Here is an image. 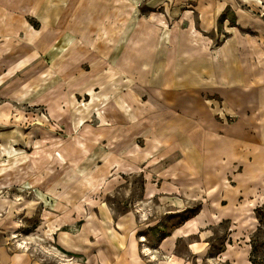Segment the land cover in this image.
<instances>
[{
  "label": "rangeland",
  "instance_id": "obj_1",
  "mask_svg": "<svg viewBox=\"0 0 264 264\" xmlns=\"http://www.w3.org/2000/svg\"><path fill=\"white\" fill-rule=\"evenodd\" d=\"M239 14L264 26L239 0H0V264H60L44 246L73 264H264V32ZM136 28L195 44L185 78L163 77L178 58L161 44L134 54L138 83L106 78L108 44Z\"/></svg>",
  "mask_w": 264,
  "mask_h": 264
},
{
  "label": "crops",
  "instance_id": "obj_2",
  "mask_svg": "<svg viewBox=\"0 0 264 264\" xmlns=\"http://www.w3.org/2000/svg\"><path fill=\"white\" fill-rule=\"evenodd\" d=\"M249 5H251V4H249ZM239 15L243 19V24L245 26V29L256 28V26L258 27V25H259L258 28L261 29V32H264V26H261L260 23H258V21H256V19L252 15H249V14H239ZM252 25H254V27H252ZM135 31H136V29L133 32H135ZM203 31H207V30L205 29ZM182 33H184V30H182ZM131 36H133V35H131ZM247 40L248 39L239 38L237 40V44L238 43H245ZM157 44L158 45L161 44L164 47L170 45V46L176 48L174 50V56L173 57H174V59L178 58V64H177L178 68H176V71L175 72H172L171 71L172 68L170 67L171 68L170 70H167V71L164 70V72H163L164 73V76L163 77L166 80L169 79V78H174V79H176V78H179V79L185 78V76H182L181 77V75L179 74V72H180L182 66H183L184 69H186V56H185V53H186V50H187L186 48H187V46H189V47H196V46H193L195 44H188L185 37H183V39H181V38L180 39H173V40H171V42H167L166 40H155V39L141 40V38H140L139 39V42L134 47L133 46L132 47L130 46V45H132L130 39H128L127 42H125L124 44H122V42H121L120 47H118V45H117V40H114V45H112L111 43L108 44V49L109 50L107 49V51L110 54L109 57L111 58L112 56H114L115 59L113 61V66L111 67L112 69L109 70V71H106V72H109V74H108V76H106V78L114 79V80H116V82L120 78H122V79H130L131 78L132 80L130 79L129 80V83H131V84H135V82L138 83V79L140 77H138V75L135 73V72H137L135 70V63L136 62L132 60L133 59V56L135 54L137 56L136 59H138L139 55L143 56L144 53L146 55H148V54H150V51L151 50H146V49H149L150 46H152V47H158ZM117 47L120 48V49L118 50ZM128 47H130L129 53H127V48ZM139 47H142V48L143 47H146V49L141 50V48H139ZM124 57H126L127 60H125V61L122 60V58H124ZM105 61H107V59ZM120 61H121V63H123L125 65V68L124 69H122L120 66H118V62L120 63ZM221 61L224 64L227 63L226 60H221ZM108 64H110V63H108ZM247 69H250V68H247ZM255 69L256 70H260L262 68H260L259 66H257ZM228 70H229L228 67L227 66H224V70H223V77L224 78L225 77L227 78L230 75V72ZM210 76L211 77H214L213 74H211ZM185 87H186V82L184 81V82H182V83L179 84V88L177 89L176 92H178V94H180L181 91L185 90L184 89ZM134 92L135 91H133L132 93H134ZM110 250H111V248L110 249H107V251H104L101 255L110 254L111 253ZM86 251L87 250H84V255H86ZM122 253L123 252H119L120 255H122ZM133 253H131V254H133ZM1 261H2V264H26V261H22L21 262L20 260L17 259V257L11 256V255H9L7 259L1 260ZM126 262L127 263H121V264H135L134 262H131L130 259H126ZM34 264H42V263L36 262ZM115 264H117V263H115Z\"/></svg>",
  "mask_w": 264,
  "mask_h": 264
},
{
  "label": "bare ground",
  "instance_id": "obj_3",
  "mask_svg": "<svg viewBox=\"0 0 264 264\" xmlns=\"http://www.w3.org/2000/svg\"><path fill=\"white\" fill-rule=\"evenodd\" d=\"M241 2H243L244 4H251V5H254V6H260L261 4L263 5L264 3L262 2V0H240ZM141 30L142 29H137L136 28V31L134 32V34H132L133 36H131V44L130 45L131 47L135 46L138 42H139V39H140V33H141ZM129 50H130V47L127 48V53H129ZM125 58V59H124ZM122 58V60H127L126 57ZM27 62V61H25ZM118 66H120L122 69L125 68V65L123 63H120L118 62ZM22 67V66H21ZM1 84V82H0ZM248 96H250L251 94H247ZM28 205H31V208L29 209V213H28V218H33L35 216V213L38 211L37 210V206L34 204V203H27ZM23 209L27 210L28 207L26 205H23ZM22 211L19 210V213L21 214ZM25 214L26 212H22V214ZM18 228L19 227H22V225L20 224V222H16L15 224ZM11 238L15 239V238H18L20 237L19 235V232H13L11 235H10ZM17 247L20 249V250H24V251H28L30 250L28 248V243L24 242V241H17ZM145 249V253H148L149 255H151L152 257L154 256L151 252V249L148 248V246L145 245L144 247ZM42 251L45 253V254H50V256L56 258L58 260V262L60 264H73L65 255L57 252L56 250H53V249H50L48 247H43Z\"/></svg>",
  "mask_w": 264,
  "mask_h": 264
},
{
  "label": "trees",
  "instance_id": "obj_4",
  "mask_svg": "<svg viewBox=\"0 0 264 264\" xmlns=\"http://www.w3.org/2000/svg\"><path fill=\"white\" fill-rule=\"evenodd\" d=\"M260 222H261V224H263V225H264V216H262V218H261V221H260ZM257 249H258V248H257V246L255 245V247H254V251H257ZM253 263H254V264H256V263H257V262H256V260H254V261H253Z\"/></svg>",
  "mask_w": 264,
  "mask_h": 264
}]
</instances>
